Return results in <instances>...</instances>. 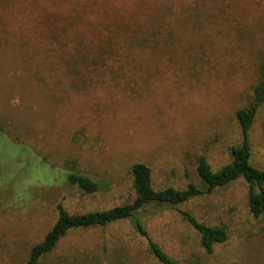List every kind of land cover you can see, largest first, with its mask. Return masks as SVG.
Instances as JSON below:
<instances>
[{
    "label": "rangeland",
    "instance_id": "374dc122",
    "mask_svg": "<svg viewBox=\"0 0 264 264\" xmlns=\"http://www.w3.org/2000/svg\"><path fill=\"white\" fill-rule=\"evenodd\" d=\"M147 1L0 0V264H27L60 203L71 214L132 203L137 163L160 191L204 188L200 157L213 171L233 162L236 114L261 78L264 0ZM249 140L264 170V105ZM68 172L99 191L70 186ZM248 192L240 179L139 216L180 264H264V216ZM181 213L226 227L228 241L207 254ZM41 264L161 263L127 220L71 231Z\"/></svg>",
    "mask_w": 264,
    "mask_h": 264
},
{
    "label": "trees",
    "instance_id": "16d2710c",
    "mask_svg": "<svg viewBox=\"0 0 264 264\" xmlns=\"http://www.w3.org/2000/svg\"><path fill=\"white\" fill-rule=\"evenodd\" d=\"M139 1L145 3L149 2L147 0ZM122 11H124V15L127 14L126 16L128 19H132L134 17L131 15H136V11H140V8L138 5L135 13H128L131 11L128 8ZM123 13L121 12L120 14ZM134 24L136 23L134 22ZM33 32L32 30L26 33L32 34ZM137 32L140 33L139 31ZM116 34L120 35V32L117 31ZM89 38L90 37H88L87 43L84 46L82 42L78 43L80 47H83L78 50L79 52H82L89 44L91 46L94 44V41ZM126 39L127 47H124L125 50L130 48L129 38ZM89 50L91 51L87 53V55L94 52L92 47H90ZM263 105L264 59L261 67V78L254 87L252 101L245 109L239 110L236 114L240 124L243 141L240 146L232 149L233 162L222 167L218 171H213L205 157H200L198 160L197 172L201 181L204 183V188H199L191 184L185 190L166 188L156 191L153 185L151 169L143 163H137L132 168L133 186L135 190V199L132 203L106 211H95L84 214H71L64 205L60 203L57 207L58 219L55 225L46 234L43 240L32 248L27 264H41L42 260L53 252L60 241L71 231L103 228L110 224L127 220L134 223L136 233L148 242L150 253L159 263L180 264L178 261L171 258L165 250L153 240L147 230L146 224L139 215L148 207L155 205L163 208L175 209L189 202L192 198L210 195L216 190L227 187L240 179H244L249 185L248 206L250 212L256 218L264 216V170L252 165V148L249 140V132ZM55 168L56 167L52 169ZM63 176L64 181L70 186L77 187L83 193L92 195L99 191V184L86 175L78 172H68L67 174L64 173ZM181 214L197 232L201 246L207 254H213L216 246L225 244L228 241L229 233L226 227L210 226L200 222L188 213Z\"/></svg>",
    "mask_w": 264,
    "mask_h": 264
}]
</instances>
